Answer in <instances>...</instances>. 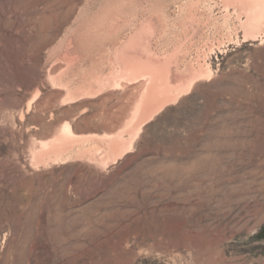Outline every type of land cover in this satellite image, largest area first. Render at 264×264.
<instances>
[{
    "label": "rangeland",
    "instance_id": "374dc122",
    "mask_svg": "<svg viewBox=\"0 0 264 264\" xmlns=\"http://www.w3.org/2000/svg\"><path fill=\"white\" fill-rule=\"evenodd\" d=\"M257 3L0 0V264H264ZM122 50L170 86L211 73L132 118L144 81L111 83ZM66 124L54 160L40 143ZM117 134L130 151L99 163Z\"/></svg>",
    "mask_w": 264,
    "mask_h": 264
},
{
    "label": "bare ground",
    "instance_id": "6f19581e",
    "mask_svg": "<svg viewBox=\"0 0 264 264\" xmlns=\"http://www.w3.org/2000/svg\"><path fill=\"white\" fill-rule=\"evenodd\" d=\"M239 2L242 5L243 4H253V3H257V2H258L257 4L260 3V5H258V8H259L258 13L262 17H264V0H239ZM254 5H251V6H254ZM255 7L257 8L256 5H255ZM250 8L252 10V7H250ZM242 9H245L244 12L247 13L246 23L251 24L254 21V15L253 14L256 15V12H254V10L253 11L248 10V8H242ZM253 9H255V8H253ZM142 32L145 33V31H142V30L139 33H142ZM249 37L255 38L254 36H251V35ZM263 38H264V36H263ZM127 47L129 48V50L135 48V51H136V48L143 49V50L146 49L145 45L142 47L137 45L135 47V46H131L129 44V46H127ZM124 50H122L120 53L116 54V55H118L119 61L122 62V70L119 68V70L114 71L115 75L113 77L112 76H109V77L110 78L112 77L110 81L114 85L119 84L122 81L123 82H132V81H136L137 79H141L142 81H144L140 101L138 102V104L135 103V108H134V111H133L132 116H131L132 118H134L135 115L138 113L140 106H143V108L141 109L143 115L146 116L149 114V116L151 117L152 113L156 112L157 110H160V108H162V106L164 104L169 103V102L170 103L174 102L179 97H181V95L188 93L191 90L195 79L203 78L207 75L210 76L209 74L211 73V72H209L210 70L208 68H206L207 70L205 69L206 71L204 69L201 70V68H198L196 76L193 77V79H191L190 81H188L187 84L170 86L168 83V81H170L169 77L167 75L168 73L165 72V70H164L165 67H164V69L162 68V66H165V65L155 64L157 61L154 63L155 60L153 61L150 56L145 61H141V60L137 59L139 57H134V56L126 57L123 54ZM164 64H166V63H164ZM167 67H169V66L167 65ZM114 72H113V74H114ZM95 80H94V82H95ZM96 82H97V80H96ZM104 82H105L104 80L99 81L98 87L103 85ZM142 103H143V105H142ZM140 123H139V121L138 122L131 121L128 124V128L130 127L129 131H128L129 135H132L134 132H136V129ZM57 132H58L57 136L56 137L54 136L55 138L52 139L51 141L40 143V147L42 150H46L47 148H51V152L49 155L52 154L53 156H55L54 160H58L60 158V155L64 151V149L62 150L61 148H58V146L60 147L61 144H63V143L65 144V141L67 139H68V141H70L71 138L76 139L78 137V136L76 137L72 133L71 128L68 124L64 125ZM109 139H110V142L107 145V148H106L107 151H106V153L104 152L106 157H105V159L102 158V160L99 158V160H101V161H99V163L107 164V162L110 160L113 162L116 159L121 158L122 156H124L126 153H128L130 151V148L132 145L131 139H130V141L129 140L128 141L122 140V137L120 134L113 135V136L111 135L109 137ZM66 145H68L67 141H66ZM43 152H45V151H43ZM48 152H46L47 156H48ZM46 154H45V157L43 156L44 158H46ZM38 155H40V153ZM40 156H39V159H40Z\"/></svg>",
    "mask_w": 264,
    "mask_h": 264
}]
</instances>
